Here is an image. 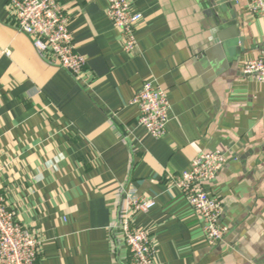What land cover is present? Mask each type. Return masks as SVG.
I'll use <instances>...</instances> for the list:
<instances>
[{"label":"crops","instance_id":"1","mask_svg":"<svg viewBox=\"0 0 264 264\" xmlns=\"http://www.w3.org/2000/svg\"><path fill=\"white\" fill-rule=\"evenodd\" d=\"M129 1L142 14L131 53L106 0H60L87 59L77 76L40 53L0 0V192L8 208L41 241L37 264H129L118 228L128 187L156 202L133 222L149 233L157 264H264V82L242 72L264 53V17L248 0ZM145 81L171 104L160 138L138 124L132 103ZM201 152L227 157L206 183L229 227L215 245L172 187L171 176Z\"/></svg>","mask_w":264,"mask_h":264},{"label":"built area","instance_id":"2","mask_svg":"<svg viewBox=\"0 0 264 264\" xmlns=\"http://www.w3.org/2000/svg\"><path fill=\"white\" fill-rule=\"evenodd\" d=\"M14 26L29 35L40 52L79 76L87 59L76 50L69 19L60 0H8ZM106 14L123 36V49L131 53L138 46L136 28L142 14L131 9L129 0H106ZM251 13L264 17V0H248ZM242 72L264 82V53L243 64ZM139 107L138 124L155 137L167 132L171 104L166 91L153 81H145L132 100ZM225 154L201 152L193 159L188 170L171 176L172 187L178 189L196 213L203 219L206 239L211 245L222 242L229 227L222 223L223 206L220 199L206 190L224 164ZM154 198L141 195L135 187L124 190L120 229L130 252L129 264H157L156 249L149 233L134 225V216L147 212L155 205ZM41 241L17 219L16 212L8 208L0 192V264H37Z\"/></svg>","mask_w":264,"mask_h":264},{"label":"water","instance_id":"3","mask_svg":"<svg viewBox=\"0 0 264 264\" xmlns=\"http://www.w3.org/2000/svg\"><path fill=\"white\" fill-rule=\"evenodd\" d=\"M225 20H227V18H225V17H220V23H224V22H226ZM231 21V20H230ZM227 22H228V20H227Z\"/></svg>","mask_w":264,"mask_h":264}]
</instances>
